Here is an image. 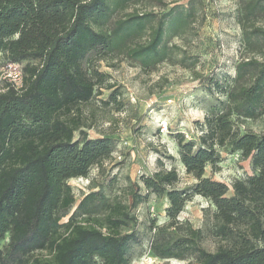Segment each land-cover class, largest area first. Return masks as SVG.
I'll list each match as a JSON object with an SVG mask.
<instances>
[{
    "label": "trees",
    "instance_id": "obj_1",
    "mask_svg": "<svg viewBox=\"0 0 264 264\" xmlns=\"http://www.w3.org/2000/svg\"><path fill=\"white\" fill-rule=\"evenodd\" d=\"M106 8V0H0V55L23 69L20 88L8 82L0 88V241L8 233L0 264H128L129 243L139 241L129 208L100 191L86 193L75 213L60 222L74 201L68 179L87 176L114 146L110 138H89L85 132L74 137L81 122L73 112L101 83L83 68L84 56L111 47L110 34L90 21ZM240 14L241 41L252 55L238 61L227 85L215 81L226 100L196 122L199 134L175 135L179 160L194 182L176 187L175 168L140 179L144 197L153 193L168 201V223L151 244L161 258L194 255L197 264H264V131L239 127L264 115V24L259 23L264 0H242ZM144 17L120 21L114 36L124 27L142 29ZM162 34L160 22L149 43L132 50L133 57L155 55ZM235 152L249 161L251 174L230 186L205 175L207 165L215 172L223 157ZM132 195L134 203L144 199L140 190ZM194 195L215 207L213 226L223 242L213 251L201 244L199 228L182 234L176 227ZM41 250L50 257L29 258Z\"/></svg>",
    "mask_w": 264,
    "mask_h": 264
},
{
    "label": "rangeland",
    "instance_id": "obj_2",
    "mask_svg": "<svg viewBox=\"0 0 264 264\" xmlns=\"http://www.w3.org/2000/svg\"><path fill=\"white\" fill-rule=\"evenodd\" d=\"M241 1L106 0L104 15L90 20L96 30L109 33L112 42L108 50L89 51L84 56L83 68L93 80L101 78V83L95 85L88 101L78 105L79 111L74 110L81 122L74 137L85 132L89 138H110L114 146L109 157L90 167L87 176L68 179L74 201L60 222H66L91 191L125 204L136 217L134 230L139 238L129 243L128 264H197L194 255L161 258L152 251L158 228L169 220L165 211L168 201L153 193L144 197L146 190L140 179L160 168H175L180 178L176 187L194 182L179 160L175 135L181 132L185 139H193L199 134L196 122L226 100L214 89L215 81L227 85L238 61L252 55L241 41ZM130 15L145 16L142 29L136 25L124 27L114 36L119 22ZM160 22L163 34L156 54L133 57L132 50L148 44ZM259 23L264 24V19ZM5 62L0 55V88L6 83ZM239 127L261 133L264 115L245 119ZM219 166L214 172L207 165L205 175L228 186L253 172L239 152L225 155ZM136 190L144 199L134 203L132 194ZM214 210L208 199L192 196L177 216L178 231L183 234L189 228H199L201 244L215 250L223 241L214 230ZM7 240L8 233L0 241V248ZM34 257L50 254L34 251L29 258Z\"/></svg>",
    "mask_w": 264,
    "mask_h": 264
},
{
    "label": "built area",
    "instance_id": "obj_3",
    "mask_svg": "<svg viewBox=\"0 0 264 264\" xmlns=\"http://www.w3.org/2000/svg\"><path fill=\"white\" fill-rule=\"evenodd\" d=\"M8 72L3 75V80L10 83L15 89L22 86L23 69L20 63L7 62L5 63Z\"/></svg>",
    "mask_w": 264,
    "mask_h": 264
}]
</instances>
